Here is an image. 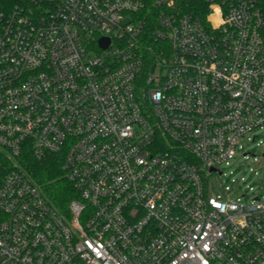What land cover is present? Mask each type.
Here are the masks:
<instances>
[{
    "label": "built area",
    "instance_id": "1",
    "mask_svg": "<svg viewBox=\"0 0 264 264\" xmlns=\"http://www.w3.org/2000/svg\"><path fill=\"white\" fill-rule=\"evenodd\" d=\"M263 129L260 0L0 7V264H264V153L227 175ZM27 151L64 156L66 210Z\"/></svg>",
    "mask_w": 264,
    "mask_h": 264
},
{
    "label": "trees",
    "instance_id": "2",
    "mask_svg": "<svg viewBox=\"0 0 264 264\" xmlns=\"http://www.w3.org/2000/svg\"><path fill=\"white\" fill-rule=\"evenodd\" d=\"M15 1L18 0H0V7L8 8ZM260 4L264 10V0H260ZM148 18L152 17L147 16ZM18 161L54 205L62 210L68 208L69 202L76 194L63 169L62 154H49L42 159H37L27 151L18 158ZM11 163L7 153L0 149V168Z\"/></svg>",
    "mask_w": 264,
    "mask_h": 264
},
{
    "label": "rangeland",
    "instance_id": "3",
    "mask_svg": "<svg viewBox=\"0 0 264 264\" xmlns=\"http://www.w3.org/2000/svg\"><path fill=\"white\" fill-rule=\"evenodd\" d=\"M264 132L263 130H258L257 132H254V134H258ZM258 138L257 140H249L244 142V148L241 150V152L238 154L237 158L235 161H233L232 166L227 169V175H229L230 170L234 171L233 176L240 177L242 175H249V167H255L259 169L260 171L261 166H259L258 162H253L252 160L254 157H258L261 159L263 153H264V145L258 144L259 142ZM248 152L250 155V159H245L244 158V153ZM255 155V156H254ZM249 164V165H248ZM264 164V157H263V163ZM247 168V169H246ZM246 169V171H245ZM252 180H250L251 182ZM227 183V176H222L221 179L219 180L218 177L213 176V178L210 180V189L212 192L216 193L222 189V185ZM253 185L258 186L257 183H254ZM244 190V189H242Z\"/></svg>",
    "mask_w": 264,
    "mask_h": 264
},
{
    "label": "water",
    "instance_id": "4",
    "mask_svg": "<svg viewBox=\"0 0 264 264\" xmlns=\"http://www.w3.org/2000/svg\"><path fill=\"white\" fill-rule=\"evenodd\" d=\"M101 43H102V46H107L109 44V39L104 38L102 39Z\"/></svg>",
    "mask_w": 264,
    "mask_h": 264
},
{
    "label": "clouds",
    "instance_id": "5",
    "mask_svg": "<svg viewBox=\"0 0 264 264\" xmlns=\"http://www.w3.org/2000/svg\"><path fill=\"white\" fill-rule=\"evenodd\" d=\"M216 11L219 12V9L217 8Z\"/></svg>",
    "mask_w": 264,
    "mask_h": 264
}]
</instances>
